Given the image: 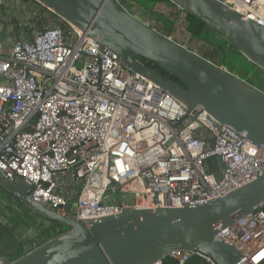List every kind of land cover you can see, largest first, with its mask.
<instances>
[{
    "label": "built area",
    "instance_id": "obj_1",
    "mask_svg": "<svg viewBox=\"0 0 264 264\" xmlns=\"http://www.w3.org/2000/svg\"><path fill=\"white\" fill-rule=\"evenodd\" d=\"M213 1L264 28V0ZM9 4L25 20L0 22V173L22 179L34 203L88 221L129 207H194L264 176V152L202 107L188 110L36 1ZM49 15L47 27H32ZM17 27L31 29L30 39H18ZM216 230L241 264L264 263V255L256 260L264 253V207ZM191 255L215 264L197 254L168 258L184 264Z\"/></svg>",
    "mask_w": 264,
    "mask_h": 264
},
{
    "label": "water",
    "instance_id": "obj_2",
    "mask_svg": "<svg viewBox=\"0 0 264 264\" xmlns=\"http://www.w3.org/2000/svg\"><path fill=\"white\" fill-rule=\"evenodd\" d=\"M34 1L81 31L101 51L116 54L127 70L190 111L202 107L219 124L231 127L264 152V92L258 88L160 34L146 16L129 13L119 0ZM169 1L264 71V28L213 0ZM0 190L44 226L66 229L14 261L2 258V264H154L175 252L202 255L215 264H241L243 256L235 247L215 237L216 226L227 227L264 207V176L194 207H129L116 216L88 221L34 203L29 197L31 188L20 178L10 182L0 173ZM70 209L66 206L65 212Z\"/></svg>",
    "mask_w": 264,
    "mask_h": 264
},
{
    "label": "trees",
    "instance_id": "obj_3",
    "mask_svg": "<svg viewBox=\"0 0 264 264\" xmlns=\"http://www.w3.org/2000/svg\"><path fill=\"white\" fill-rule=\"evenodd\" d=\"M132 4H135L142 8L143 12L147 14V19L150 20L151 22L154 23V29L159 32L160 34L170 37L172 34L173 26L178 24L179 21H181L184 30L186 33L189 35L190 38V45L186 46L187 50L194 52L198 55H200L197 51L198 48L194 46L196 43H202L203 45H207L208 47L212 48L213 51L209 53L205 58L209 60L211 63L218 67H225L228 69L231 73L234 75L240 77L239 72H236L232 66L227 64V59L229 57H233V55H241L238 53L237 50L233 49L231 45L226 42L225 40H217L215 38V33L207 28L204 23L199 21L198 19L192 17L191 15H188L184 13L183 11L179 10L175 5H173L169 0H129ZM3 7L0 10L2 14L3 12ZM184 16V18L181 19V16ZM52 16H41L39 17L36 21V25L34 26L36 29L41 30L44 27L48 26V23L51 22V20H54V17L51 18ZM6 19L2 21L0 19V22L3 23V25L7 28ZM34 21V20H33ZM31 21V23L33 22ZM54 26L59 27L62 31H65L67 29V26L64 23L61 22H56ZM24 29V30H23ZM18 28L16 29V37L19 39V37H22L24 40H29L32 30L31 29H25V28ZM226 46L231 48V56H229V53L225 50ZM201 56V55H200ZM140 63L142 64H150L148 62H145L144 60L137 59ZM151 65V64H150ZM252 68L254 69L253 72H251V76H248L250 74V71L246 72L247 75V80H245L247 83H249L252 86H256L257 82L256 81H263L259 76V71L256 66L250 64ZM247 71V70H246ZM242 79V77H240ZM3 193V192H2ZM31 224H34V236L38 242H45L55 236L60 235L63 231V228L55 225V224H49L48 226H44L41 224L39 221L37 222L36 220H31ZM6 230V229H5ZM7 234L2 231L0 233V238L5 237ZM4 246V247H3ZM0 247L7 248L8 245H2L0 244ZM21 257V254L19 253L18 256L15 258L9 260V261H14ZM163 264H178V261L173 260L171 258H165L163 261ZM184 264H202V260L196 256V255H191L188 260ZM264 264V263H263Z\"/></svg>",
    "mask_w": 264,
    "mask_h": 264
},
{
    "label": "rangeland",
    "instance_id": "obj_4",
    "mask_svg": "<svg viewBox=\"0 0 264 264\" xmlns=\"http://www.w3.org/2000/svg\"><path fill=\"white\" fill-rule=\"evenodd\" d=\"M5 2V5L9 6L3 9L4 14L0 12V19H2L3 21V19L9 15L14 16L15 19H21L24 22L25 18L22 10L12 7L9 4L10 0H5ZM133 12H135V9H133ZM144 16H146L147 18L146 13H144ZM182 18H184L183 15L181 16V19ZM147 23L154 27V23L148 19ZM31 24L32 27L35 26L36 21H33ZM0 38H4V35H0ZM170 38L174 42L183 46L190 45L189 35L184 30L181 21H179L178 24L173 26ZM198 45L200 46V48H198L197 52L203 57H206L209 53L213 51L212 48L208 47L207 45L205 46L202 43L198 42L194 44L196 48L199 47ZM225 50L229 53V56H231V48L226 46ZM226 61L228 65L232 66V68L235 69L236 72H239L240 77H242L243 80H247L246 72L250 71V74L248 76H251V72H253L254 70L250 63L239 55H233V57H229V59H227ZM227 71L229 70L227 69ZM259 76L264 79V71H259ZM258 86L259 88L264 89L263 84H258ZM31 218H28L27 216L21 214L20 211L13 209L9 199H7L0 190V233L4 231L7 234V236L1 237L4 240L0 238V244L5 243L8 245L6 249L0 247V252L5 256L4 258L10 260L15 258L19 255L22 246L27 245V243H29L30 241L36 240L33 234L35 229L33 226L34 224H31V220H36V217L31 216ZM62 231L64 232L66 231V229L63 228Z\"/></svg>",
    "mask_w": 264,
    "mask_h": 264
},
{
    "label": "flooded vegetation",
    "instance_id": "obj_5",
    "mask_svg": "<svg viewBox=\"0 0 264 264\" xmlns=\"http://www.w3.org/2000/svg\"><path fill=\"white\" fill-rule=\"evenodd\" d=\"M119 1L126 6V10L129 13H132V14H138L139 13L141 16H144V13L145 12H143L142 8H140L139 6H137L135 4H132L129 0H119ZM133 9H135V12H133ZM145 66L150 67L151 65L150 64H145ZM258 84H263L264 85L263 81H261V80L260 81H257L256 88H258L259 90H261L262 92H264V89L259 88ZM177 85H179L181 87H184L180 82H178ZM9 201H10L11 206L13 207V209H15L17 211H20L21 214L27 216L28 218H31V216L34 217V215L30 214L27 210H25L17 202H14L13 200H9ZM36 221L38 222V219H36ZM46 226H48V224Z\"/></svg>",
    "mask_w": 264,
    "mask_h": 264
},
{
    "label": "crops",
    "instance_id": "obj_6",
    "mask_svg": "<svg viewBox=\"0 0 264 264\" xmlns=\"http://www.w3.org/2000/svg\"><path fill=\"white\" fill-rule=\"evenodd\" d=\"M2 239V238H1ZM4 240V239H2ZM2 245H5V243H1ZM38 244V240H34V241H30L29 243H27V245L25 246H22L21 247V251H20V254L21 256L24 255L25 253H27L28 251H30L33 247H35L36 245ZM4 247V246H3ZM2 247V248H3ZM3 249H6V248H3ZM1 253V252H0ZM0 256L2 258H4L5 256L1 253ZM10 260V259H9Z\"/></svg>",
    "mask_w": 264,
    "mask_h": 264
},
{
    "label": "bare ground",
    "instance_id": "obj_7",
    "mask_svg": "<svg viewBox=\"0 0 264 264\" xmlns=\"http://www.w3.org/2000/svg\"><path fill=\"white\" fill-rule=\"evenodd\" d=\"M263 255H264V253H261V255H259V256L256 258V260H257V259H260V257H263Z\"/></svg>",
    "mask_w": 264,
    "mask_h": 264
}]
</instances>
